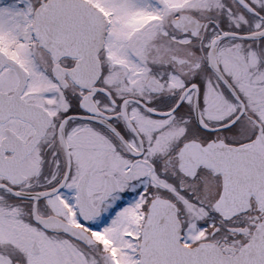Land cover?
Here are the masks:
<instances>
[{"label":"snow or ice","instance_id":"6c2138e0","mask_svg":"<svg viewBox=\"0 0 264 264\" xmlns=\"http://www.w3.org/2000/svg\"><path fill=\"white\" fill-rule=\"evenodd\" d=\"M0 264H264V0H0Z\"/></svg>","mask_w":264,"mask_h":264}]
</instances>
